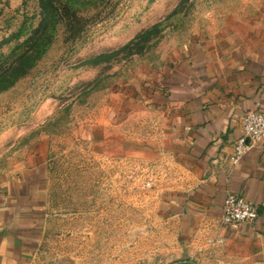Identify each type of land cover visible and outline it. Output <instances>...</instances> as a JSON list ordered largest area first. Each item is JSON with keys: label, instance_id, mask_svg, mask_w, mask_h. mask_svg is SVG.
<instances>
[{"label": "rangeland", "instance_id": "1", "mask_svg": "<svg viewBox=\"0 0 264 264\" xmlns=\"http://www.w3.org/2000/svg\"><path fill=\"white\" fill-rule=\"evenodd\" d=\"M253 1L0 0V175L48 148L38 264H264L253 248L180 238L159 207L194 175L157 109L125 100L163 92L176 55Z\"/></svg>", "mask_w": 264, "mask_h": 264}, {"label": "crops", "instance_id": "2", "mask_svg": "<svg viewBox=\"0 0 264 264\" xmlns=\"http://www.w3.org/2000/svg\"><path fill=\"white\" fill-rule=\"evenodd\" d=\"M159 80L163 92L127 96L126 104L152 110L158 98L162 131L195 183L186 194L165 198L160 213L177 222L184 241L207 238L215 250L232 243L259 250L264 260V142L231 160L243 114L257 106L264 111V0L226 20L217 39L176 55ZM228 193L256 204L258 219L235 230L224 226ZM47 219L46 147L34 150L24 168L0 175V264H38Z\"/></svg>", "mask_w": 264, "mask_h": 264}, {"label": "built area", "instance_id": "3", "mask_svg": "<svg viewBox=\"0 0 264 264\" xmlns=\"http://www.w3.org/2000/svg\"><path fill=\"white\" fill-rule=\"evenodd\" d=\"M241 135L235 141L233 163H237L251 148L264 142V111L257 106L247 110L241 118ZM259 217V207L245 197L228 193L221 222L230 229H238L244 223H252Z\"/></svg>", "mask_w": 264, "mask_h": 264}, {"label": "trees", "instance_id": "4", "mask_svg": "<svg viewBox=\"0 0 264 264\" xmlns=\"http://www.w3.org/2000/svg\"><path fill=\"white\" fill-rule=\"evenodd\" d=\"M43 1V0H42ZM46 1H48V0H46ZM50 1V0H49ZM164 96V95H163ZM160 102H159V100H158V98H156L155 99V102L154 103H152V105H151V103L149 104L151 107H155V108H158V106L160 105L159 104Z\"/></svg>", "mask_w": 264, "mask_h": 264}]
</instances>
